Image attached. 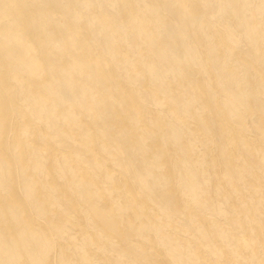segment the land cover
<instances>
[{"label": "bare ground", "instance_id": "6f19581e", "mask_svg": "<svg viewBox=\"0 0 264 264\" xmlns=\"http://www.w3.org/2000/svg\"><path fill=\"white\" fill-rule=\"evenodd\" d=\"M0 264H264V0H0Z\"/></svg>", "mask_w": 264, "mask_h": 264}]
</instances>
